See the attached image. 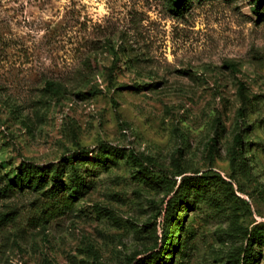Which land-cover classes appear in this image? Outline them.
<instances>
[{
  "label": "rangeland",
  "instance_id": "1",
  "mask_svg": "<svg viewBox=\"0 0 264 264\" xmlns=\"http://www.w3.org/2000/svg\"><path fill=\"white\" fill-rule=\"evenodd\" d=\"M183 1L0 0V264H264V0Z\"/></svg>",
  "mask_w": 264,
  "mask_h": 264
},
{
  "label": "trees",
  "instance_id": "2",
  "mask_svg": "<svg viewBox=\"0 0 264 264\" xmlns=\"http://www.w3.org/2000/svg\"><path fill=\"white\" fill-rule=\"evenodd\" d=\"M185 5H186V2H184L183 0H173V3H172L173 10L177 12L182 11ZM243 87H244L243 82H239V94H240L242 103L244 104V106L239 109L240 113L243 112V109L247 101V96L243 90ZM215 142H216V138H213L212 146H213V143ZM242 143H243L242 134L237 133L234 136L233 152H235L236 149L242 145ZM87 151H88L87 149L83 148L82 154L87 153ZM129 159L136 166H138L142 172H149L148 168L144 164V160L141 159L137 154H135L133 151H130V150H129ZM79 160H82L80 155L79 156L73 155L72 157L67 158V162L71 165H75V161H79ZM42 170L43 169L39 171H42ZM54 175L55 176L57 175L56 171ZM31 181H32V178H30L29 175L27 174L25 175V170H23L22 168H19L15 178H13L12 181H9L4 186V192L9 193L11 190H14L15 187H17L20 190H24L25 187H34V184ZM191 191L193 193L192 197L189 196ZM196 193H198L197 186H194V185L190 186L189 190L187 191L186 197H185L187 200L183 202L185 203V205H187V207L190 206V199L193 202H196ZM180 206H181V203L179 202V203H175L174 206L168 208V214H167L168 229L164 230V233L162 235V244H163L162 248L159 251H154L153 253L145 257L144 259L137 261V264H162L161 261H162L163 255L171 253L173 246H174L173 242L175 239V233L181 230L182 228V216H180V212L182 211V209ZM155 235L157 236V234ZM242 261H243L242 264H254V259L249 255L244 256Z\"/></svg>",
  "mask_w": 264,
  "mask_h": 264
}]
</instances>
